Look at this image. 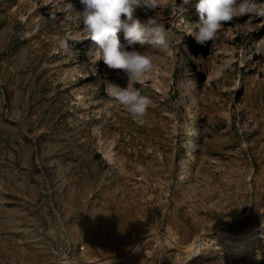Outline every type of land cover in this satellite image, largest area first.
<instances>
[{
    "label": "rangeland",
    "instance_id": "obj_1",
    "mask_svg": "<svg viewBox=\"0 0 264 264\" xmlns=\"http://www.w3.org/2000/svg\"><path fill=\"white\" fill-rule=\"evenodd\" d=\"M195 3L135 13L170 44L141 48L153 69L134 85L150 101L138 124L109 95L127 78L97 43L60 47L83 29L75 12L0 0V264H264V17L200 45Z\"/></svg>",
    "mask_w": 264,
    "mask_h": 264
},
{
    "label": "clouds",
    "instance_id": "obj_2",
    "mask_svg": "<svg viewBox=\"0 0 264 264\" xmlns=\"http://www.w3.org/2000/svg\"><path fill=\"white\" fill-rule=\"evenodd\" d=\"M54 11L65 14L75 12L76 21L83 29L72 34L61 43L63 51H70L68 40L81 42L91 39L99 45L96 56L109 69L123 72L127 86L112 84L109 95L125 110L135 123H142L146 117L150 101L134 87L143 84L144 77L153 69L151 56L141 51L145 45L151 46L165 56L169 54V34L165 27L153 16L146 20L138 18L137 9L148 13L158 8L168 7L169 0H80L82 10H77L68 0L59 6L57 0H49ZM192 0H183L187 5ZM174 7L184 11L183 6ZM195 8L199 21L188 35L200 45L214 41L222 25L232 22L236 17L255 15L264 17V7L256 0H196ZM122 32L124 42L118 33ZM139 44L141 47L137 48ZM131 49V50H129Z\"/></svg>",
    "mask_w": 264,
    "mask_h": 264
},
{
    "label": "bare ground",
    "instance_id": "obj_3",
    "mask_svg": "<svg viewBox=\"0 0 264 264\" xmlns=\"http://www.w3.org/2000/svg\"><path fill=\"white\" fill-rule=\"evenodd\" d=\"M198 56L196 55V59H195V63L196 64H198V66H200L201 65V63H202V61H203V54L201 53V51L200 50H198ZM105 156L107 157V158H113V156H114V153H115V150L113 149V146L110 144V143H107V147H106V150H105ZM37 236V235H36ZM34 237V236H33ZM32 237V238H33ZM39 237H40V235H39ZM29 239V238H28ZM42 239V238H41ZM37 240V239H36ZM36 242V241H35ZM41 242H43V241H41ZM40 244H42V243H40ZM44 248V247H43ZM44 253V252H43ZM56 259L55 260H50V259H48V260H50V261H43L42 259H40V260H42V262H40L39 264H63V263H69V264H72V263H75V261L76 262H80L81 264H90V263H88L89 261H87V260H83V259H80V258H64L61 254H59V253H57L56 255ZM54 257V256H53ZM43 258H46V257H43ZM54 259V258H53ZM37 263V262H36Z\"/></svg>",
    "mask_w": 264,
    "mask_h": 264
},
{
    "label": "built area",
    "instance_id": "obj_4",
    "mask_svg": "<svg viewBox=\"0 0 264 264\" xmlns=\"http://www.w3.org/2000/svg\"><path fill=\"white\" fill-rule=\"evenodd\" d=\"M85 248H86V244H85V243H81V244H80V249H81V250H84Z\"/></svg>",
    "mask_w": 264,
    "mask_h": 264
}]
</instances>
